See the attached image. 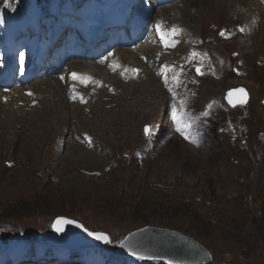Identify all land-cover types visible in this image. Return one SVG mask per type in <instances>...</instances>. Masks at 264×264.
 <instances>
[{
    "label": "rangeland",
    "instance_id": "374dc122",
    "mask_svg": "<svg viewBox=\"0 0 264 264\" xmlns=\"http://www.w3.org/2000/svg\"><path fill=\"white\" fill-rule=\"evenodd\" d=\"M236 1L180 0L162 11L178 24L171 29L178 41L171 43L169 32L159 34L161 42L168 41L163 62L171 61L178 69L193 37L190 43L209 50L215 62L214 74L192 76L200 81L195 83L196 94L188 98L201 124L195 144L194 137L180 131L167 133L168 113L174 109L169 96L187 77L181 72L171 77L158 68L156 54L161 49L152 39L145 43L154 74L140 72H150L149 65L135 58L137 70L117 65L118 71L128 72L122 76L112 73L115 67L101 71L94 66L109 91L99 96L91 85L90 97H79L88 102L83 110L73 106L75 96L70 95L73 104L68 103L66 86L52 74L20 89L12 87L11 93L0 91V262L10 256L2 264H82L78 259L104 264L113 255L132 264L118 245L147 227L198 240L212 254L210 262L199 259L198 264H264V4L246 0L239 6ZM95 2L91 0L87 10ZM51 4L43 10L50 21ZM86 6L80 4L75 16H83ZM7 9L19 18L24 0H15ZM75 16L69 21H77ZM160 28L164 30L161 22ZM34 37L35 26H22L10 54L26 52ZM114 56L110 58L116 60ZM48 69L56 71L52 62ZM45 79L60 97L57 102L45 91L40 108L34 106V90L45 85ZM238 87L249 93L244 108H232L225 101L227 91ZM183 92L188 95L189 87L183 86ZM206 109L212 110L214 124L202 119L199 111ZM206 132L211 136L206 134L203 143ZM59 219L104 232L109 242L103 248L77 249L75 257L68 258L69 248L50 245ZM63 225L68 226L59 227Z\"/></svg>",
    "mask_w": 264,
    "mask_h": 264
},
{
    "label": "bare ground",
    "instance_id": "6f19581e",
    "mask_svg": "<svg viewBox=\"0 0 264 264\" xmlns=\"http://www.w3.org/2000/svg\"><path fill=\"white\" fill-rule=\"evenodd\" d=\"M181 2H183V1H181ZM236 2L239 4V6H241V4L242 5L245 4L246 0H237ZM152 3H154V2H152ZM119 5H121V4L119 3L116 6L115 10L108 9V10L104 11L103 13H101L95 19L93 27L90 30L86 31L85 33H81V34H79V32H77V34L74 35V39H73L74 42L77 45L81 46L82 51H85V53L84 54H78L76 57L69 59L67 61V64H68L70 71H73L72 74L73 73L76 74V80L73 78V75H72L73 83H72V87L70 89H67L69 96L66 97V99H67L69 104H73V102L71 101L72 99L70 98V95H71V97L75 96L77 101H76V104H73V106L79 105V106H81L82 110L84 109V107L82 105H85L88 102L86 101L83 103L81 100H79V97L82 96L86 99H87V97H90L89 90L92 87L91 85L96 86L95 92L97 94H99V96L101 94L105 93V91H109L108 88L104 85V82H102V79L100 77H96L99 74V71H95L94 66L97 69H101V71H102V70H105L108 68L107 67L108 64H109L110 68H114V67H117V63H118L119 68L120 67H126V66H133V68H135L137 70L138 66L136 65V62L132 63V61H133L132 58H135L140 64L149 65V69H150L149 71L150 72H145V71H140V72L153 73L154 74V72L156 70V68H155L154 64L152 63L151 58L149 57V54H148L149 48L146 46V43H145L147 41H145L141 35V32H143L148 27V24H149L148 18H146V16L144 17L142 12H141V15H140L139 19L137 20V24H136L137 27H140V30L135 37L138 38V43L140 41H143V40H144V43L140 48H138V53L135 54V53H133V51L130 52V51L124 50L127 47H119V48H116V50H115V56L114 57L116 58V60H112L110 58L111 54H109V50H110V48H109L108 52H106V55H107L106 57L94 58L98 53H100V50L107 47V42H102L101 41L102 38L108 39L107 35H109V34L111 35L112 31L115 30V27L119 26V24H117L116 26H114V25L118 21H120L122 19H127V17H128L125 12L123 14H120L121 11L117 9ZM155 7H158L157 1H155ZM177 7H178V4L176 6H173V8H177ZM192 7H194V6H192ZM148 11L151 12V9L149 8ZM157 18H159V20H160V22L164 28V31L171 30L174 28V26L178 25L176 21H174L172 18H169L168 14L166 12L160 14V16H157ZM155 19H156V16H155ZM88 23H91V21H89ZM104 23H109V24H111V26L104 28L103 27ZM98 37H101V38H99V40H98ZM187 37H189V36L187 35ZM63 44L64 43L57 45L56 48L60 49V47ZM122 44H126V43L124 42ZM110 46L114 47L115 45L111 43ZM55 53H56V49H53L51 51L52 58L50 61V62H52V64L54 63V61H56V58L54 57ZM61 53H63V51ZM69 53H70V57H68V58H71V57H73V54L77 53V50H75L73 48V46H71V48H69ZM81 56H84V57H81ZM93 60H100V61L97 63H93V62H91ZM83 62H86V65H83ZM88 63H90V64H88ZM63 67H59V69H62ZM52 73H53V71H51L50 69H48V70L46 69L45 72L39 71L34 67V64H32L27 69H25L24 77L20 81L22 83L21 87L23 88L26 85L31 84L34 80H36L40 76H44L46 74H52ZM92 73L95 74L94 77L90 76ZM4 75H5V71H0V79L2 77H4ZM91 79H93V80H91ZM57 81H58V79H57ZM43 84H45V85H42V84H41V86L38 85L39 90L38 89L34 90L36 93V101L34 102V106H40V108L43 107V103H44V101H46L45 97H43V94L45 91H46V93H49V95H48L49 98H53L56 100L57 97L58 98L60 97L58 95L59 93L57 94V91L52 89V86H51V83L49 82V80L45 79ZM160 85L162 86V89L164 90L161 81H160ZM6 86H7V84H4V82L3 83L1 82L0 83V90L2 89V87L6 88ZM8 87L12 88L11 86H8ZM15 87H18L19 89L21 88L18 85ZM32 93H33V91H32ZM32 93H30V94H32ZM19 95H21V94H19ZM128 95H131V94H128ZM16 96H18V95H16ZM21 96H23V95H21ZM93 96L94 95H91L92 101H93ZM131 97L133 98V96H131ZM28 98H27V100H28ZM7 99H9V97ZM0 100H1V98H0ZM11 101L15 105H17L16 104L17 103L16 101H18L17 98H16V101H15V99L14 100L12 99ZM56 101L59 102V100H56ZM122 103H123V101H122ZM0 106L2 107L1 103H0ZM26 106H28V105L26 104ZM69 107H71V106H69ZM76 230H77L76 227L71 228V231H76ZM76 233H79V231L77 230ZM66 237L70 238L69 235H66ZM64 238H65V235H64ZM98 247L100 248V247H102V245L99 244Z\"/></svg>",
    "mask_w": 264,
    "mask_h": 264
},
{
    "label": "water",
    "instance_id": "95a60500",
    "mask_svg": "<svg viewBox=\"0 0 264 264\" xmlns=\"http://www.w3.org/2000/svg\"><path fill=\"white\" fill-rule=\"evenodd\" d=\"M238 90H243L240 92ZM229 93H232L231 96ZM241 99L246 102L241 103ZM227 103L231 107L240 105L246 107L249 101V93L244 87L233 88L227 92ZM71 221L64 225L62 231H57L58 221ZM54 224V236L51 240L53 245H67L70 247H80L85 244H106L109 240L108 235L101 232H91L83 227V225L77 221L70 219H59ZM60 226V225H59ZM72 227H76L79 233L71 231ZM91 233V234H90ZM99 234L107 237L105 240L96 239L95 235ZM65 235V238H64ZM69 235L70 238H67ZM119 250L123 253H127L131 256L140 257L146 260H163L170 264H198L202 262H210L212 255L207 251L198 240L194 238L182 236L178 232H174L168 229H154L147 227L142 230H138L126 237L123 243L118 246ZM185 256V261H181V257ZM190 257L196 259L193 262H186ZM204 262V263H205Z\"/></svg>",
    "mask_w": 264,
    "mask_h": 264
},
{
    "label": "snow or ice",
    "instance_id": "6c2138e0",
    "mask_svg": "<svg viewBox=\"0 0 264 264\" xmlns=\"http://www.w3.org/2000/svg\"><path fill=\"white\" fill-rule=\"evenodd\" d=\"M241 31H243V29H241ZM174 32H175V30H173V33H174ZM198 71H199V70H198ZM72 75H73V78L75 79V78H76V74L73 73ZM238 91L243 92V90H238ZM231 94H232V93H229L230 96H231ZM240 102H241V103H244V102H246V101H245L244 99H241ZM177 131H182V129L178 128ZM145 132H146V134H147L148 129H145ZM185 138H187V137H185ZM61 223H71V221H58V222H57V224H58V226H57V231H62V228L59 227V225H60ZM90 234H91V233H90ZM92 235H95V236H96V239H98V240H105V241L107 242V237H105V236H102V235H99V234H92Z\"/></svg>",
    "mask_w": 264,
    "mask_h": 264
},
{
    "label": "trees",
    "instance_id": "16d2710c",
    "mask_svg": "<svg viewBox=\"0 0 264 264\" xmlns=\"http://www.w3.org/2000/svg\"><path fill=\"white\" fill-rule=\"evenodd\" d=\"M263 223V222H262Z\"/></svg>",
    "mask_w": 264,
    "mask_h": 264
}]
</instances>
